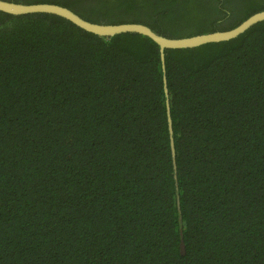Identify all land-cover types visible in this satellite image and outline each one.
<instances>
[{"label": "trees", "instance_id": "1", "mask_svg": "<svg viewBox=\"0 0 264 264\" xmlns=\"http://www.w3.org/2000/svg\"><path fill=\"white\" fill-rule=\"evenodd\" d=\"M8 1L171 38L264 10V0ZM165 70L176 179L153 40L0 11V264H264V20L165 49Z\"/></svg>", "mask_w": 264, "mask_h": 264}, {"label": "water", "instance_id": "2", "mask_svg": "<svg viewBox=\"0 0 264 264\" xmlns=\"http://www.w3.org/2000/svg\"><path fill=\"white\" fill-rule=\"evenodd\" d=\"M0 11L13 15H22L28 13H47L67 19L68 21L72 22L81 29L100 36H113L120 33L130 32V33H138L147 36L148 38L153 40L159 46L161 69L163 72V88L166 96V112H167V121H168L169 135H170V148H171L175 179H176L175 149H174V140L172 136V122L170 116L167 81L165 76V71H166L165 49L193 48L207 43L230 40L232 38H235L239 34L243 33L245 30H247L249 27L256 24L257 22L264 20V10H261L250 15L248 18L243 20L239 25H237L232 29L213 31L209 33L197 34L187 37L171 38L156 33L149 26L142 23L130 22V23H119V24H106V23L92 22L82 18L68 7L55 3L44 2V3L28 4L22 2L0 0ZM179 218H181V215H179ZM180 236H181L180 251L181 253H184L185 246L183 242L181 229H180Z\"/></svg>", "mask_w": 264, "mask_h": 264}]
</instances>
